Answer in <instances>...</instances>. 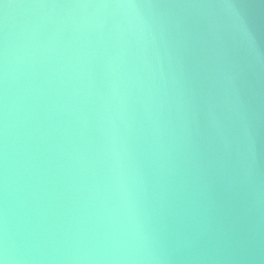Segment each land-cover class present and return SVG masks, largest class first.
Instances as JSON below:
<instances>
[{
    "label": "water",
    "instance_id": "95a60500",
    "mask_svg": "<svg viewBox=\"0 0 264 264\" xmlns=\"http://www.w3.org/2000/svg\"><path fill=\"white\" fill-rule=\"evenodd\" d=\"M0 264H264V0H0Z\"/></svg>",
    "mask_w": 264,
    "mask_h": 264
}]
</instances>
